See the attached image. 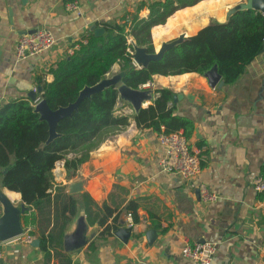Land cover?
Instances as JSON below:
<instances>
[{
	"label": "crops",
	"instance_id": "crops-1",
	"mask_svg": "<svg viewBox=\"0 0 264 264\" xmlns=\"http://www.w3.org/2000/svg\"><path fill=\"white\" fill-rule=\"evenodd\" d=\"M154 1L77 0L78 9L69 11L63 0H0V108L20 100L32 102L29 95L39 88L37 79L52 82L48 71L71 56L73 45L95 34L93 27L104 30L103 24L147 19V6ZM243 1L202 0L178 10L164 25L152 28L155 51L163 43L226 22L228 10ZM40 29L49 30L56 45L41 55L17 60L19 38ZM120 69L115 65L107 78L120 74ZM151 83L154 91L172 90L178 97L175 114L193 121L189 142L201 159L199 176L184 181L162 172L157 134L139 129L134 108L120 99L117 114L130 117V125L93 151L75 176H67L64 161L56 164L49 197L34 210L32 242L19 237L0 242V264H196L182 257V248L207 242L217 248L211 264H264V200L253 187L264 176V52L236 83L222 88L211 87L205 75L196 73L155 76ZM155 98L154 94L143 106ZM76 181L84 183L83 193L97 205L122 211L117 232L124 231V239L117 232L103 235L102 228L87 224V243L81 250L67 253L62 247L45 252L40 247L43 237L59 236L57 189L67 192ZM202 188L217 200L204 202ZM0 192L14 206L22 204L20 194L2 187L1 180ZM131 202L139 205V221L129 229L125 208ZM80 221L86 222L82 208L65 235L74 232ZM151 230L156 233L153 243L147 236Z\"/></svg>",
	"mask_w": 264,
	"mask_h": 264
},
{
	"label": "trees",
	"instance_id": "trees-1",
	"mask_svg": "<svg viewBox=\"0 0 264 264\" xmlns=\"http://www.w3.org/2000/svg\"><path fill=\"white\" fill-rule=\"evenodd\" d=\"M76 1L63 0V3L67 6ZM200 1L156 0L147 6V19L134 17L121 24H103L105 34L89 33L83 41L73 45L75 50L71 56L48 71L53 77L52 82L43 77L37 79L42 89L40 99L53 111L67 108L77 101L84 88L93 87L107 78L115 65H121L122 83L134 90H140L155 76L205 75L215 66L225 84L236 83L262 52L264 14L260 12H238L228 22L211 24L187 38L147 68L134 66L130 38L135 46L144 47L153 54L152 28L164 25L175 12L193 7ZM135 25L139 28L133 31ZM154 94L156 98L152 104L134 115L137 127L152 130L157 135L163 131L167 134L183 131L190 141L194 123L175 114L176 94L170 89L155 90ZM120 101L115 86L83 99L70 117L59 122V136L50 144L47 142L49 125L40 119L36 103L20 100L0 108V180L2 187L19 193L26 205L23 226L30 220L34 222V210L49 197L58 162H65L67 176H75L93 151L130 125V117L117 114ZM1 171L5 173L1 174ZM260 198L264 200V192ZM56 207L59 236L43 237L40 247L45 252L49 248L62 249L67 228L81 208L87 224L102 228L103 235H111L121 228L122 211L107 204L97 205L88 193L70 195L64 188H59ZM138 208L135 202L125 208L135 223L139 221Z\"/></svg>",
	"mask_w": 264,
	"mask_h": 264
},
{
	"label": "water",
	"instance_id": "water-1",
	"mask_svg": "<svg viewBox=\"0 0 264 264\" xmlns=\"http://www.w3.org/2000/svg\"><path fill=\"white\" fill-rule=\"evenodd\" d=\"M250 10L264 14V0H244L243 2L231 7L228 10L226 22H228L231 17L238 12ZM92 30L97 36L104 32L103 29H98L96 27H93ZM36 31L37 30H34L33 33L29 34H34ZM184 40H186L185 36H181L179 39L172 42L163 43L161 48L158 51H155L153 54L148 53L147 49L144 47H138L134 45V51L132 53L133 63L137 66V68H147L152 62L160 61L167 51L181 44ZM263 52L264 44L261 53ZM205 77L209 80V84L213 88H222L225 85L224 81L222 80V76L219 74L217 66L208 71L205 74ZM111 86L117 87L120 99L130 104L134 108L136 114L142 108H146V106L143 105L151 102L153 99V91L141 89L134 90L127 87L122 83V77L120 74L112 78H105L103 81L93 87L84 88L74 104H71L67 108H60L56 111L51 110L46 101L38 98V95L42 93L41 87L32 92L29 95L31 101L34 103L38 102L35 107L36 112L40 114V119L42 121H46L49 125V139L47 142L50 144L59 136L57 133L59 122L66 117H70L72 113L77 110L83 99L91 97L93 94L101 92ZM177 98V96L174 98V102L177 101ZM4 173L5 171L2 172V174ZM84 191V183L82 181L72 182L67 188V193L70 195H76L83 193ZM0 202L3 206V215L0 217V242H7L24 234L22 216L26 213L27 207L23 202L20 206H14L2 192H0ZM87 228V223L85 221H80L77 224L74 232L65 235L63 242L65 252L71 253L81 250L83 247H85L87 243ZM116 235L119 238L124 239L123 237L125 232L121 230L117 232ZM147 236L149 242L153 243L156 238V233L154 230H151L148 232ZM33 243L35 246L39 245V241H35Z\"/></svg>",
	"mask_w": 264,
	"mask_h": 264
},
{
	"label": "built area",
	"instance_id": "built-area-1",
	"mask_svg": "<svg viewBox=\"0 0 264 264\" xmlns=\"http://www.w3.org/2000/svg\"><path fill=\"white\" fill-rule=\"evenodd\" d=\"M69 11L78 9L77 2L67 5ZM57 41L54 35L47 29L37 30L34 34H26L19 38L15 47V57L17 60H24L29 57L41 55L51 50ZM134 46V43H132ZM74 50L69 52L70 55ZM141 90H151L154 92V84L147 83ZM38 103V102H37ZM36 103V104H37ZM157 142L162 150V158L159 167L162 172L172 174L184 181L195 180L202 169L199 154L195 152L183 131L176 133H165L157 135ZM254 189L258 193L264 192V177H259L254 181ZM201 197L204 202H214L218 196L212 194L207 188H202ZM129 229L133 228L134 220L129 214L127 217ZM32 225L24 228V234L19 238H24L25 242H32ZM217 248L210 242L195 244L193 246L185 244L181 255L184 259L196 264H211L216 256Z\"/></svg>",
	"mask_w": 264,
	"mask_h": 264
},
{
	"label": "rangeland",
	"instance_id": "rangeland-1",
	"mask_svg": "<svg viewBox=\"0 0 264 264\" xmlns=\"http://www.w3.org/2000/svg\"><path fill=\"white\" fill-rule=\"evenodd\" d=\"M28 224H29V225H28L27 227H29L30 225H32V221L30 220ZM23 227H24V226H23ZM27 227H26V228H27Z\"/></svg>",
	"mask_w": 264,
	"mask_h": 264
},
{
	"label": "bare ground",
	"instance_id": "bare-ground-1",
	"mask_svg": "<svg viewBox=\"0 0 264 264\" xmlns=\"http://www.w3.org/2000/svg\"><path fill=\"white\" fill-rule=\"evenodd\" d=\"M146 105V104H145Z\"/></svg>",
	"mask_w": 264,
	"mask_h": 264
}]
</instances>
